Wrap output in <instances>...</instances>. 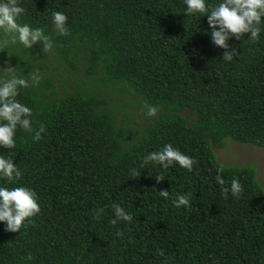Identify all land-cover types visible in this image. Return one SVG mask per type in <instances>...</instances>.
Segmentation results:
<instances>
[{
	"label": "trees",
	"instance_id": "16d2710c",
	"mask_svg": "<svg viewBox=\"0 0 264 264\" xmlns=\"http://www.w3.org/2000/svg\"><path fill=\"white\" fill-rule=\"evenodd\" d=\"M18 3L26 9L18 23L43 29L54 58L82 79L59 93L53 76L40 73L38 87L20 90L33 127L42 123L46 132L37 142L18 128L16 148L0 147L23 173L11 184L0 178V186L35 190L42 212L20 233L0 222V264H162L158 249L169 264H264V190L253 168L223 166L212 151L227 139L264 149V30L255 43L231 38L238 56L227 62L212 43L207 16L186 15L184 0ZM54 11L67 15L69 35L54 31ZM34 50L10 43L0 49V66L14 56L22 64L17 75L31 81L34 65L22 55L33 58ZM98 89H118L160 111L130 139ZM166 144L195 159L191 172L178 164L141 167ZM156 175L164 180L157 183ZM233 179L244 187L238 198ZM165 189L168 199L159 194ZM188 193L192 207L176 208L173 200ZM113 203L133 221L111 224Z\"/></svg>",
	"mask_w": 264,
	"mask_h": 264
},
{
	"label": "clouds",
	"instance_id": "9594fccd",
	"mask_svg": "<svg viewBox=\"0 0 264 264\" xmlns=\"http://www.w3.org/2000/svg\"><path fill=\"white\" fill-rule=\"evenodd\" d=\"M186 4V15L199 14L201 17L207 16V22L211 29L210 35L212 43L224 49L223 60L231 62L238 56L235 47H230L228 41L231 38L241 40L247 36L253 43L260 38L262 25H264V0H220L216 5H208L206 0H184ZM26 14V9L19 6L18 0H0V49H6L11 44H21L26 49H32L34 45L42 43V52L51 53L54 47L53 41L48 35H45L41 28H32L28 24L18 23L20 17ZM68 17L60 11L52 13V24L54 31L59 36L69 35L67 27ZM2 52V51H0ZM5 67H0V147L7 149L16 148V132L22 129L32 135L33 141L43 139L42 134L46 132L45 126L41 123L38 128L33 127L32 109L21 103L17 98L21 89L29 87H38L42 78L39 70L29 73L31 81L23 76L17 75V67H12L10 61H5ZM146 109L144 115L146 118H154L160 109L157 106L144 103ZM150 162L158 164L167 169L174 164L191 172L195 159L185 155L179 149L174 148L172 144H166L161 151H154L143 158L141 167ZM222 171V169L218 170ZM131 175L139 177L140 173L133 168ZM23 176L22 171L14 163L11 155L5 157L0 155V178L8 181L9 184L18 182ZM157 183L164 180L161 175H156ZM216 183L222 186V195L224 199L228 198L229 188L223 187L226 181L218 174ZM231 194L238 198L244 191L243 185L238 179L231 181ZM161 197L168 199L170 193L168 190H160ZM191 193L178 195L173 204L176 208L185 207L190 209ZM114 210L115 219L111 224L115 225L117 221L131 223L133 216L126 212L119 204L111 205ZM104 209H98L95 212V219H99ZM42 212L39 196L35 190L26 186L6 187L0 186V222L6 225L5 231L20 233L21 229H26L34 225L35 217ZM122 236V232H117ZM157 254L165 257L162 264H169V258L165 256L163 250L158 249ZM27 259L31 260L29 255Z\"/></svg>",
	"mask_w": 264,
	"mask_h": 264
},
{
	"label": "rangeland",
	"instance_id": "374dc122",
	"mask_svg": "<svg viewBox=\"0 0 264 264\" xmlns=\"http://www.w3.org/2000/svg\"><path fill=\"white\" fill-rule=\"evenodd\" d=\"M22 56L25 58L24 64L30 63L34 65L32 72L39 70L42 75L53 76V82L59 93H61L62 90H72L75 84L82 79V76L79 75V73L73 74L69 69L64 67V65L60 64L59 61L54 58L52 52L48 54L43 53L42 45L40 43L35 45L33 58H27V55ZM17 60L18 58L14 56H11L8 59L4 58V65L0 67H5V61H10V65L12 67H17V71L22 70V64L17 63ZM98 91L101 96L114 104L116 108L114 112L116 120L125 129L128 138L131 139L135 131H140L145 123L153 120V118L145 117L144 113L146 109L140 104H136L133 96L129 94L122 95V92L118 89H114L113 91H100L98 89ZM182 115L187 122H190L193 119V116L190 115L188 110H184ZM212 151L215 155L216 161L223 166H245L253 168L255 171V179L264 190L263 148L227 139L224 147L220 149L212 147Z\"/></svg>",
	"mask_w": 264,
	"mask_h": 264
}]
</instances>
